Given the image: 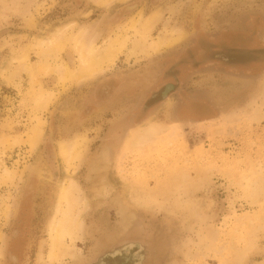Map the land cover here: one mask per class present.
Wrapping results in <instances>:
<instances>
[{
    "label": "rangeland",
    "instance_id": "1",
    "mask_svg": "<svg viewBox=\"0 0 264 264\" xmlns=\"http://www.w3.org/2000/svg\"><path fill=\"white\" fill-rule=\"evenodd\" d=\"M153 13L147 45L175 28L182 36L131 53ZM254 15L264 29V0H0V175H14L0 181V264H264V39L241 50L209 40ZM126 27V46L90 78L38 70L40 42L56 32L67 39L49 62L73 68L76 38L97 47ZM188 48L192 59L174 61ZM186 100L211 117L183 113ZM65 141L82 146L74 168L60 158ZM68 179L80 199L76 256L50 263V221ZM145 241L154 247L142 256L133 244Z\"/></svg>",
    "mask_w": 264,
    "mask_h": 264
},
{
    "label": "bare ground",
    "instance_id": "2",
    "mask_svg": "<svg viewBox=\"0 0 264 264\" xmlns=\"http://www.w3.org/2000/svg\"><path fill=\"white\" fill-rule=\"evenodd\" d=\"M107 1V0H106ZM100 4V3H99ZM156 14L153 13L151 17L142 25L143 32L140 33L130 52H148L150 49H155L157 47L163 46L166 43L172 44L176 42L182 36V30L176 29L173 40L170 36L160 35L152 45H147V42L143 39V36L150 30L151 24L154 22ZM134 24L131 23L130 26ZM129 26V28H130ZM65 31V30H64ZM127 31L128 28L122 29L118 33L110 36L107 41L101 46H88L86 47L85 38H76L75 51L77 55V63L73 68H68L64 64H55L54 67L51 66L49 59L52 57H57L59 51L61 50L66 39L63 32H56L48 40H42L39 48L40 59L38 61L39 71H51L52 69L58 72L60 82H65L70 78L77 80L90 78L93 74H96L100 70H103L105 66L111 64L116 57V54L122 51L123 47L126 46L127 41ZM171 32V31H170ZM164 34V33H163ZM166 34V33H165ZM149 42V41H148ZM151 43V42H150ZM166 47V46H165ZM24 64V63H23ZM22 64V65H23ZM27 70L30 72L31 82L36 83L35 77L32 74V67L29 64H24ZM37 69V68H36ZM34 80V81H33ZM33 87V86H32ZM47 92H42L34 98V106L36 109L43 110L46 107ZM50 94V93H49ZM50 96V95H49ZM49 101V100H48ZM39 129V128H38ZM155 133V132H154ZM151 131L145 132L144 134L139 133L138 139L132 142V144L142 145L150 139ZM40 132L36 129L31 133L27 134L26 143L29 144L30 148H33L36 142L39 140ZM68 142V141H67ZM66 141L60 145L59 154L62 158L63 164L65 163L67 169L70 167H75V161L78 159L81 151V144L79 142L73 141L72 143H67ZM4 174L0 175V181H11L13 179L12 171L7 168L4 169ZM67 178V177H66ZM80 199L76 195V187L73 180L68 179L61 183L57 192V205L55 207L56 214L53 215L50 221L51 230V250L49 253V262L54 263L64 256L75 257V246L73 240L77 238V230L80 226L79 212ZM6 212V211H5ZM120 248V247H119ZM120 250V249H119ZM117 254V253H116ZM72 257V258H73ZM109 258V257H108ZM138 262V261H137Z\"/></svg>",
    "mask_w": 264,
    "mask_h": 264
},
{
    "label": "flooded vegetation",
    "instance_id": "3",
    "mask_svg": "<svg viewBox=\"0 0 264 264\" xmlns=\"http://www.w3.org/2000/svg\"><path fill=\"white\" fill-rule=\"evenodd\" d=\"M259 19V15H254L251 16L247 19V21L245 22V27H243L242 29H238L239 31H233L235 29H229V30H224L222 31L220 34H218L217 36L211 37L209 36V40H213L214 42L218 43L222 48L226 47H234L236 46L237 49L241 48H245L246 45H248V41H250V43H258V44H262L261 39H264L263 37H260L259 35L264 33V29H262L261 27L259 28L256 23V20ZM262 20V18L260 19ZM207 36V35H206ZM258 41V42H257ZM190 51V48L186 49L185 53L183 55H181V57H177L174 61H178L179 59H187L190 58L192 59V55L189 54L188 52ZM202 53H205V50H202ZM188 54V55H187ZM173 61V62H174ZM185 61V60H184ZM224 60H210V62H207V64H205V66L212 68L214 70H219V71H230V69H232L231 65H229V63H227ZM172 62V63H173ZM171 63V65H172ZM188 64V63H187ZM185 64V65H187ZM170 65V64H169ZM170 65V66H171ZM203 66V67H205ZM176 67V73H180L181 70V65L179 64H175ZM187 68H189V66H187ZM201 68V66H196V67H191L187 70V72L192 73L193 71L197 70ZM192 69V70H190ZM234 69V68H233ZM241 73H245L246 72H241ZM182 74V72H181ZM170 84L173 85V82L168 83V86H166L167 88H170ZM102 91H106L108 90V84L107 82L102 83L99 87ZM181 88V87H180ZM173 90H171L172 93ZM174 92L179 93V90H175ZM110 91L107 92V95H110ZM189 95V94H188ZM154 97V95H151V99ZM181 107V106H180ZM207 107L204 105V103H200V102H196L193 100H186V105L182 106L180 108V110H183V113H186L187 115H189L190 117H199V118H209L211 116V107L208 108V110L206 109ZM133 262V260H132ZM131 262V264H132Z\"/></svg>",
    "mask_w": 264,
    "mask_h": 264
},
{
    "label": "water",
    "instance_id": "4",
    "mask_svg": "<svg viewBox=\"0 0 264 264\" xmlns=\"http://www.w3.org/2000/svg\"><path fill=\"white\" fill-rule=\"evenodd\" d=\"M131 240H134L135 241V239H131ZM136 241H138V240H136ZM134 246L135 245H137L138 246V248H137V250H139L140 251V253L142 252V256H144L145 255V252H146V250H147V248H151V247H154V244H153V242L152 241H145V242H137V243H135V244H133ZM163 246L165 247V245L163 244ZM165 252V251H164ZM125 254H127V253H125ZM164 254V253H163ZM155 256H148V257H146L145 256V258H144V260H143V264H150V263H152L153 261H158V260H160V258L162 257H160L159 259H157V258H154ZM70 264V263H69ZM88 264V263H87ZM93 264V263H92Z\"/></svg>",
    "mask_w": 264,
    "mask_h": 264
},
{
    "label": "crops",
    "instance_id": "5",
    "mask_svg": "<svg viewBox=\"0 0 264 264\" xmlns=\"http://www.w3.org/2000/svg\"><path fill=\"white\" fill-rule=\"evenodd\" d=\"M155 20H156V18H155ZM179 29V28H178ZM175 30H176V28L175 29H173L171 32H169V33H164V32H162V34L161 35H167V36H170L171 37V40H173V37H174V35H175ZM183 32V31H182ZM164 33V34H163ZM173 44V43H172Z\"/></svg>",
    "mask_w": 264,
    "mask_h": 264
}]
</instances>
